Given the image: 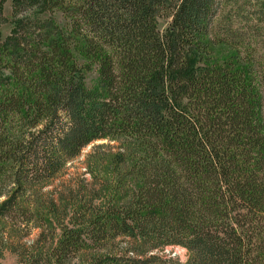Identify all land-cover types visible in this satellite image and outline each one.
I'll return each instance as SVG.
<instances>
[{"label":"trees","instance_id":"trees-1","mask_svg":"<svg viewBox=\"0 0 264 264\" xmlns=\"http://www.w3.org/2000/svg\"><path fill=\"white\" fill-rule=\"evenodd\" d=\"M20 7L64 21L0 39V258L264 264V0ZM97 140L91 183L42 192ZM18 223L38 228L28 246ZM167 246L185 259L161 255Z\"/></svg>","mask_w":264,"mask_h":264},{"label":"rangeland","instance_id":"rangeland-1","mask_svg":"<svg viewBox=\"0 0 264 264\" xmlns=\"http://www.w3.org/2000/svg\"><path fill=\"white\" fill-rule=\"evenodd\" d=\"M1 3L2 16L0 20V39L11 33L17 26H19V24L23 30H25L34 29L36 22L41 20L51 19L59 24H62L64 21L61 13L57 11L51 13L41 12L36 11L35 9L32 10L30 7H27V9L20 7L18 10L14 11L15 0H1ZM167 23L168 18L165 16L159 17L158 27L160 31L165 29ZM81 76L83 81L87 85H90L94 81L96 73L91 71L83 73ZM100 142L102 141L97 140L85 146L77 157L68 161L57 174L45 183L41 189L42 192L49 193L56 199L59 193L65 196L68 193V189H76L77 186L81 184L91 183L93 179L89 169H103L104 163H102L101 166L97 165L92 166L91 168V166L86 164L87 154L91 151L93 144ZM18 224V226L14 225L12 231L14 235L20 237V239H18L19 243L28 246L37 236L38 228L25 226L23 223ZM57 231L58 230H56V232ZM12 241H17V238H12ZM120 245L124 246V243H121ZM185 252L184 248L173 246H167L159 251L161 255L177 258L178 261L185 259ZM0 262L1 264H22L17 255L9 249H5L2 252Z\"/></svg>","mask_w":264,"mask_h":264}]
</instances>
